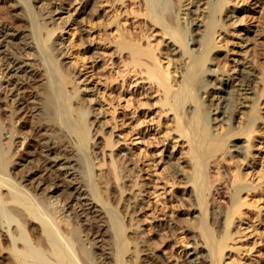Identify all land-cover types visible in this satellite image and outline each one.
<instances>
[{
  "label": "bare ground",
  "instance_id": "obj_1",
  "mask_svg": "<svg viewBox=\"0 0 264 264\" xmlns=\"http://www.w3.org/2000/svg\"><path fill=\"white\" fill-rule=\"evenodd\" d=\"M10 1L12 11L15 10L13 14L18 16V20L25 17L30 25V31H20L17 30L19 26L14 29L13 26L0 22V78L6 80L5 84L0 80V90L5 88L8 93V98L2 97L0 94V101L2 98L8 100L10 107L9 113L5 114V117L0 112V264H133L136 259V264H166L162 258L164 256L156 249L158 244H153V241L142 233L145 230L142 229L139 232L140 225L138 230L133 231L131 234L126 231V220L129 219H126V215L135 214L133 218H136L139 210L144 209V203L139 195L143 192L142 190L147 182H142V179H139L141 174L139 175L138 171L142 169V167L140 168V156L136 155L134 151H127L123 155L120 152L119 154L111 151L112 157L109 169H100L99 171L96 169V163L103 158L101 151H104L105 147L112 148L116 145L115 142L120 140L124 131H119L118 128L119 130H116L118 131L117 134L115 132L117 138H107L105 142L99 135V132L103 130V124L106 123L101 119L106 111L103 110L104 106L99 105L98 102L100 101H98V97L96 98L94 91L91 90L90 92L88 90L90 97L86 98L87 95L82 92L84 90H81L83 89L82 85L85 88L90 86L89 76L91 78L92 74L88 78L81 79V75L79 76L78 71L73 69V66L72 68L63 61L57 62L59 56V51L56 50L57 45L54 46L53 42L52 44L44 42V40L48 41L52 38L57 28H48L46 34L38 30L40 25L48 22L49 16L47 13L49 11L48 8L46 10L47 6L40 8V11H44L42 14L43 24H41L36 19V6L33 5L31 0ZM44 1L45 5L49 4L48 0ZM161 1L143 0L147 14L156 22L163 24L165 33L169 32L171 36L176 37L178 35L176 31L161 22L163 9L167 6L164 4H168L165 0ZM228 2L229 0L209 1L207 8L210 16L207 23H204L195 15L187 18V23H191L194 28L188 34L186 32L185 37L188 44L194 45L191 49L197 51L195 57H192L197 66L203 65L204 60L207 59L210 53L220 46L215 39L220 19L215 17V14L217 15L218 11L223 10ZM88 10V13H90L89 7ZM228 11L225 10V16L222 17L225 21L229 17ZM45 17H48V19ZM182 18L185 19L186 17L182 16ZM261 22L264 29V14L261 15ZM116 23L120 37L111 40L116 43V48L120 52L128 50L131 61L126 65L131 64L132 69L147 65L145 68L147 77L151 81L159 83L164 89L163 104H170L171 109H174L173 101L177 98V95L171 88L173 71L170 70L169 66L164 67L161 64L160 56L156 52L158 47L152 44L150 38L148 47H143L141 43L132 41L128 38L127 32L121 28L119 22L116 21ZM198 36L201 37L198 38ZM262 47V67L264 71V40ZM17 51L20 52L17 53ZM173 51H176V49ZM21 52H24L28 58L24 59ZM99 56L100 53L95 49L88 55V61L92 62L88 69H92L94 76L97 75L96 78H102L103 75L102 72L101 75L99 74L101 70H97V64L100 65L98 63ZM29 59L32 60L29 61ZM231 61H235L237 65L239 64L236 75L233 72L234 70L231 72L229 70L227 73L221 74L222 77H219L218 70L210 66L204 71V74H207L208 78H212L206 79L202 86L195 82L197 71L188 72L183 77V82L190 89L201 91L202 96L203 93H206L204 104L206 111L204 112L207 115V121L210 122L212 131L210 135L197 136L198 126H190L186 119H182L180 116L177 117L175 129L180 133V136L186 137L189 142L188 152L190 164L193 167V175L189 176L187 180L193 182L197 194V199L194 200L193 198L191 202L193 201L192 204H199L202 207H207L208 202L211 200L210 194L215 182L211 174L212 160L210 158L215 155L214 160H218L216 151L222 150L221 152H224L225 136L232 139L240 131L247 133L246 140H249V143L251 142L249 145L254 146L255 144L252 143H254L253 139L256 135L253 136L252 132L257 130L256 122L262 119L259 114L257 118L252 119L246 113L248 109L257 106L260 91H264V73L262 83L258 88V79L255 77V72L252 71L251 64L242 62L239 58L237 60L231 59ZM34 66L36 68L40 67L41 70L29 69V67ZM102 68L104 69V67ZM132 69L130 71V68H128L125 74H121L127 82L128 77H126V74L131 73ZM136 69L134 72H137ZM119 72L121 73V71ZM130 73L128 74L130 75ZM112 74L114 73H111V76ZM224 75L230 78L232 83L229 82V84H232V90L225 88L228 81L224 79ZM34 79L36 80L35 83L33 82ZM80 80L83 83L80 84ZM115 80L116 78H111L106 79L105 82L109 85ZM212 80L213 82H210ZM26 87L35 88L36 90L35 92L31 91L29 99L27 98L28 93H25L26 90L22 92ZM258 90L260 91L258 92ZM5 91L3 90V93ZM105 96L107 97V94ZM114 96L116 94H113ZM150 96L149 92L147 103H150ZM135 97H130L133 100L131 104L139 108L136 105L139 98L134 100ZM116 98L118 99V97ZM114 101L118 102L116 99ZM128 103L130 106V100ZM137 104L141 105L139 102ZM26 109L28 110L27 113H25ZM117 122L119 121L117 120ZM222 126L225 127V130L220 133L219 128ZM218 130L220 135L216 132ZM32 139H36V141L33 140L34 146L29 145ZM104 154L105 158L108 157L106 156L108 154L107 150ZM147 155L144 156L147 157ZM165 156L169 163L167 168L171 172L172 179L178 180L182 173L179 168L174 166L172 157L168 155V152L165 153ZM153 157V154H149V159ZM224 158L226 159L225 156ZM220 162L219 159L217 163ZM220 166H225V173L230 175L231 171L226 164H220ZM236 166H238V169L236 168V172L233 171L235 173L232 175L234 178L231 191L226 201L225 220H222L221 224L223 228H220L215 235L209 227L207 219L203 218L202 220V227L211 248V264H225L224 258L227 254L225 250L230 247L229 240H235L236 238L233 237L234 231L241 235L244 233L243 229L237 228L238 224L236 225L235 222L239 219L236 220V215L252 216V213L258 209L255 215L256 220L260 221V201L264 198V183L262 184L258 180L247 181L248 171L245 172L246 170L244 171L239 164ZM135 186H139L140 189L136 191L133 189ZM121 187L131 192L124 195L125 197H121V193H119ZM244 190L248 193L251 190L250 198H243L242 192ZM254 196L258 198H253ZM131 198L133 200L130 201ZM118 200L119 205L117 206L115 203ZM184 201H181V204ZM213 211L210 212L214 216ZM79 217H83L88 222L86 228L88 230L84 231V235L85 232H88V239L82 236ZM83 222L85 224V221ZM182 225L188 234H191L192 238L194 234H192L193 232H191L192 230L188 227V224ZM240 234L239 236H241ZM127 240L134 241L133 249L128 245L125 246ZM194 242L196 241L194 240ZM136 252L139 253L138 256H136ZM190 255L188 261L191 264L202 263L196 247L193 248ZM205 257H207L206 254ZM234 261H236V258L233 261H227L226 264H232Z\"/></svg>",
  "mask_w": 264,
  "mask_h": 264
},
{
  "label": "rangeland",
  "instance_id": "obj_2",
  "mask_svg": "<svg viewBox=\"0 0 264 264\" xmlns=\"http://www.w3.org/2000/svg\"><path fill=\"white\" fill-rule=\"evenodd\" d=\"M48 1L49 4L45 5L44 0H31L33 5L36 6L37 13L35 16L37 21H39L38 23L43 24L42 14L44 11H40V8L42 6H47L46 10L48 8L49 11L47 13L49 19L48 17H45L48 19V22L44 25H40L38 30L46 34L48 28H57L54 31L52 38L48 41L44 40V42L46 44H52L53 42L54 46L57 45L56 50L59 51L57 62L60 63V61H63L68 66H73L74 68H72L78 71L79 76L81 75V79H85V77L88 78V76L92 74L91 78L89 76V84L91 88L90 86L85 88L82 85L83 89L81 90H84L82 92L87 95L86 98L89 96V91H94V94L96 93V98L98 97V101H100L98 102L99 105L104 106L103 110L106 111V114L103 115L104 117L102 116L103 118L101 117V119H103V122L106 121L107 124H103V130L99 132V135L104 139V142L107 138H117V136L115 137V132L116 134L118 132L116 130L120 129L119 131H124V134H121L122 138L120 137V140L115 142L116 145L112 148L109 146L105 147L104 151H101V156L103 158L96 163V169L98 171L100 169H109L112 157L111 151L114 153L120 152L121 155L127 151H134L136 155L138 154L141 158L140 168L142 167V169L138 171L139 175L141 174L139 179L141 178L142 182H147V184L144 185V189L142 187L143 192L139 195L144 203V209L139 210L136 214L138 217L136 216V218H133L135 217V214H129V216L128 214L126 215V219L129 218L126 220L127 233L130 232L129 234H131L141 226L139 232H141L142 229L145 230L142 231V233L145 236L147 235L148 237H146L153 241V244H158L156 249L164 256L162 258L166 264H191L188 260L191 256L190 252L194 247H196L198 254L201 257L200 259H202L201 264H211V248L202 227V220L203 218L207 219L209 227L215 235L219 232L220 228H223L221 224L226 216V201L230 194L234 178L232 175L238 169V166L236 165L239 164L244 171L246 170L245 172L248 171V176L246 175L247 181L253 182V180H258V182H262V184L264 183V91L258 90L261 94L258 96L257 106L248 109L246 113V115L252 117V119L257 118L258 114L259 117L262 118L261 121L256 122L258 126L257 130L252 132V134H254L253 136L256 135L253 139L254 143H252L255 144V147L249 145L251 142L249 143V140H246V137L248 136L246 132L240 131V133L235 134V138L232 136V139L231 137L229 139V136H225L226 142L223 146L224 152H221L222 150L216 151L217 159H220L221 162L217 163L218 160H214V157H216L215 155L210 158L212 160L211 174L215 179L214 187L210 194L211 200L208 202L207 207H202L201 205L200 207L199 204L196 203L197 205H195L192 204L194 203L193 201L191 202V199H197V194L193 182L187 180L189 176L193 175V167L190 164L191 162L189 160L190 156L188 152L189 142L186 137L180 136V133L175 129L177 117L180 116L182 119H186L190 126H198L197 136H207L208 134L210 135L212 131L210 122L207 121V115L204 112L206 111L204 106L206 102V93H203V97L201 91H196L192 88L190 89L188 85L183 82V77L188 72L197 71L195 82L199 86H202L206 79L208 80L212 78H208V75L204 74V71L210 66L218 70L217 73L220 74L219 77H222L221 74L223 75L229 70L230 72L234 70L233 72L236 75L239 70V64H235L236 62L231 61V59L237 60L239 58L242 62H248L251 64L252 71L255 72V77L258 79L257 87L259 88L264 73L262 67V42L264 40V29L261 22V15L264 14V0H229L227 6H225L227 8L225 9L224 7L223 10L217 12V15L215 14V17L221 20H219L220 25H218V30L215 33L216 42L220 46L210 53L201 66H197L192 60V57H195L197 52L191 49L194 45L188 44L186 41V32L188 34V32L194 28L191 23H187V18L195 15L204 23H207L210 16L207 5L209 1L213 0H165L168 4H164L167 6L163 9L161 22L169 26V28H173L178 34L176 37L171 36L169 32L165 33L163 31V29H165L163 24L156 22L147 14L143 0ZM11 7L10 0H0V22H4L9 26L11 25L14 29H16V26H19L17 30L29 32L30 25L27 19L21 17V19L18 20V16L13 14V11L15 10L12 11ZM88 7L90 8V13H88ZM225 10H229V17L226 21L222 18L225 16ZM182 16H185L186 18L184 19ZM115 20L119 22L121 28L127 32L129 36L128 38L132 41L141 43L143 47H148L149 40L151 39L152 44L158 47L156 52L157 55L160 56L161 64L164 67L169 66L170 70L173 71L171 88L177 95V98L173 101L174 109H171L170 104H163L164 89L159 83L151 81L147 77V73L145 72L147 65L142 66V68L139 67L138 69L134 67L137 72H134L135 69H132L133 67L131 68V64L127 66L128 62L131 61V57L127 52L128 50L126 49L125 51L120 52L116 48V43L111 40L119 39L120 37L119 31L116 28L117 23ZM132 32L133 34H131ZM200 37L201 36H198V38ZM94 49L100 53L98 58V63H100V65L97 64V70H101L99 74L101 75L102 72L104 75H102V78H96L97 75L95 74L94 76L92 69H88V66L92 63L88 61V55L91 54ZM175 49L178 52L173 51ZM19 52L20 51H17V53ZM21 56L24 59L28 58L24 52H21ZM171 58L172 60H170ZM30 60L32 59H29V61ZM102 67H104V69ZM127 67L130 68V71L131 69L133 70L131 73L128 72L130 75L128 73L126 74L128 82L121 76V74L126 73L125 71H127ZM231 67L233 68L231 69ZM29 69H35V71L41 70L40 67L36 68L35 66L29 67ZM119 71H121V73ZM109 72L114 73L112 76L114 75L115 77H112ZM105 78H116V80L108 85L105 82ZM224 79H227L228 81H226L227 85L226 87L224 85V87L231 89L232 84H229L230 78L224 75ZM0 80L4 84L6 83V80H2L1 78ZM36 80L34 79V81H32L35 83ZM86 82L88 83V80ZM210 82H213V80ZM79 83H83L82 80H80ZM127 83H130L131 85ZM113 86H116V88ZM148 88L149 91L147 92ZM3 90L5 91V88H3ZM3 90H0V94L2 97L5 96L8 98L7 91L3 93ZM25 90V93H28V99L30 98L31 93L36 91L35 88L32 89L26 87L22 92ZM149 92L151 96L150 103L148 102V104L147 95ZM100 93H103V96ZM112 93L114 95L116 94V96L113 97ZM106 94L107 97L109 96V100L105 96ZM132 96H136L134 100L139 98L137 103L139 102L141 105L139 106V104L136 103L139 108H136L135 105L133 106L131 104L133 103V100L131 99ZM116 97H118V99ZM114 98L118 100V102L114 101ZM3 99L4 98L0 101L1 104H3H0V112L2 116L5 117V114L9 113L8 110L10 107L9 101H6L5 99L4 101ZM129 100L131 104L130 106L128 105ZM116 103L118 105H115ZM236 108L239 112L238 106ZM237 111L236 113H238ZM27 112L28 110L26 109L25 113ZM106 119L110 120L107 121ZM117 120L119 122H117ZM119 123L121 125H118ZM219 130L216 131L218 134L219 132L222 133L225 130V127L222 126ZM33 140L34 139H32V142L29 145L34 146L33 143L36 139ZM228 143L232 145H227ZM105 150L108 152L106 155L108 157L106 158L104 154ZM167 152L168 155L172 157L174 166L179 168V171L182 173L178 180L172 179L171 172H169V169L167 168V166H169L167 157L165 156V153L167 154ZM147 153L153 154L154 157L149 159V154L147 155ZM145 154L147 157L144 156ZM220 164H226L227 167H229V170L231 171L230 175L225 173V166H220ZM133 189L137 191L140 188L139 186H135ZM124 190L125 189L122 187L119 190L121 197L128 192H131L128 189ZM250 193L251 190H249V193L244 190L242 192L243 198H250ZM185 198L188 199L186 200ZM253 198L258 197L254 196ZM131 200H133V198H131L130 201ZM181 201H184L185 203L182 202L181 204ZM260 203V221L256 220L255 215L258 209L252 213V216L236 215V220L239 219L235 222L236 225L238 224L237 228L243 229L245 234L243 233L241 235L239 233L241 235L239 236L238 232L234 231L233 237L236 238L235 240H229L230 247L225 250L227 253L224 258L225 264L227 261H233L234 258H236V261L232 264H264V198L261 199ZM115 204L118 206L119 200ZM211 210H214V216L213 213L211 215ZM83 221H85V224H83ZM185 223L186 225L188 224V227L192 230L191 232H193L192 234H194V236L192 235V238L190 236L191 234L189 235L185 227L182 225H185ZM79 225L82 230V236L88 239V232H85L86 234L84 235V231L88 230L86 229L88 227V222L84 220L83 217H79ZM133 240H127L125 246L128 245L132 248L134 245ZM194 240L196 242H194ZM234 248L235 250H233ZM137 253L138 252H136V256L139 255V253ZM204 253L207 257H205ZM136 262L137 259L133 261V264H136Z\"/></svg>",
  "mask_w": 264,
  "mask_h": 264
}]
</instances>
